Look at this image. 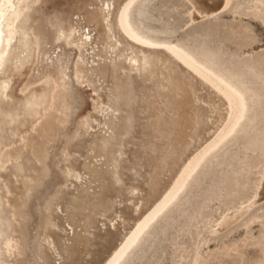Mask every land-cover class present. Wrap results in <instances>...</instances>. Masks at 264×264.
Instances as JSON below:
<instances>
[{
	"label": "bare ground",
	"instance_id": "1",
	"mask_svg": "<svg viewBox=\"0 0 264 264\" xmlns=\"http://www.w3.org/2000/svg\"><path fill=\"white\" fill-rule=\"evenodd\" d=\"M141 3L0 0V264H121L246 117L243 84Z\"/></svg>",
	"mask_w": 264,
	"mask_h": 264
},
{
	"label": "rangeland",
	"instance_id": "2",
	"mask_svg": "<svg viewBox=\"0 0 264 264\" xmlns=\"http://www.w3.org/2000/svg\"><path fill=\"white\" fill-rule=\"evenodd\" d=\"M141 1L133 19L243 84L247 111L121 264H264V197L248 205L264 170V0H231L197 18L187 0Z\"/></svg>",
	"mask_w": 264,
	"mask_h": 264
}]
</instances>
